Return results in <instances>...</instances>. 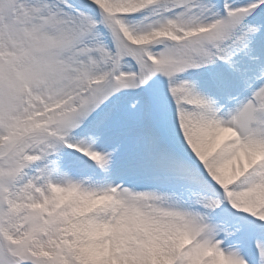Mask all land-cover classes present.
I'll return each mask as SVG.
<instances>
[{
    "label": "snow or ice",
    "instance_id": "1",
    "mask_svg": "<svg viewBox=\"0 0 264 264\" xmlns=\"http://www.w3.org/2000/svg\"><path fill=\"white\" fill-rule=\"evenodd\" d=\"M0 264H264V0H0Z\"/></svg>",
    "mask_w": 264,
    "mask_h": 264
}]
</instances>
